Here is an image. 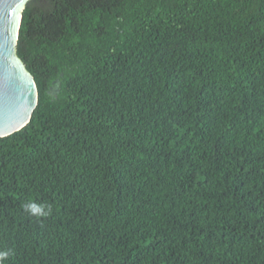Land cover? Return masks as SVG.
Segmentation results:
<instances>
[{
	"label": "trees",
	"instance_id": "obj_1",
	"mask_svg": "<svg viewBox=\"0 0 264 264\" xmlns=\"http://www.w3.org/2000/svg\"><path fill=\"white\" fill-rule=\"evenodd\" d=\"M16 50L4 264H264V0H31Z\"/></svg>",
	"mask_w": 264,
	"mask_h": 264
},
{
	"label": "water",
	"instance_id": "obj_2",
	"mask_svg": "<svg viewBox=\"0 0 264 264\" xmlns=\"http://www.w3.org/2000/svg\"><path fill=\"white\" fill-rule=\"evenodd\" d=\"M31 0H0V139L23 129L38 104L33 76L17 55L23 11Z\"/></svg>",
	"mask_w": 264,
	"mask_h": 264
},
{
	"label": "clouds",
	"instance_id": "obj_3",
	"mask_svg": "<svg viewBox=\"0 0 264 264\" xmlns=\"http://www.w3.org/2000/svg\"><path fill=\"white\" fill-rule=\"evenodd\" d=\"M24 210L32 216L45 217L50 214L51 208L49 206L37 204L35 202H27L24 204ZM9 253L7 251H0V264H4Z\"/></svg>",
	"mask_w": 264,
	"mask_h": 264
}]
</instances>
